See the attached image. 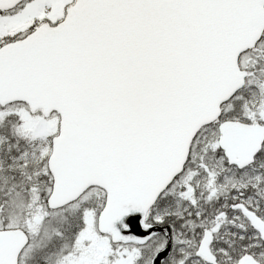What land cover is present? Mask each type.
<instances>
[{
    "label": "snow or ice",
    "instance_id": "1",
    "mask_svg": "<svg viewBox=\"0 0 264 264\" xmlns=\"http://www.w3.org/2000/svg\"><path fill=\"white\" fill-rule=\"evenodd\" d=\"M0 264H264V0H0Z\"/></svg>",
    "mask_w": 264,
    "mask_h": 264
}]
</instances>
